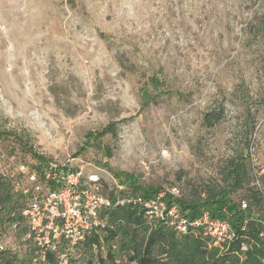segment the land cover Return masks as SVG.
I'll return each mask as SVG.
<instances>
[{
    "label": "rangeland",
    "instance_id": "rangeland-1",
    "mask_svg": "<svg viewBox=\"0 0 264 264\" xmlns=\"http://www.w3.org/2000/svg\"><path fill=\"white\" fill-rule=\"evenodd\" d=\"M1 153L49 187L71 168L106 196L186 198L223 185L243 155L264 194V0H0ZM11 184L0 241L22 264H51L25 236L30 195ZM129 237L81 243L68 264H135Z\"/></svg>",
    "mask_w": 264,
    "mask_h": 264
},
{
    "label": "trees",
    "instance_id": "trees-1",
    "mask_svg": "<svg viewBox=\"0 0 264 264\" xmlns=\"http://www.w3.org/2000/svg\"><path fill=\"white\" fill-rule=\"evenodd\" d=\"M220 119L221 115L212 112L207 113L204 118L209 127ZM105 131L116 136V125H108ZM33 155L40 165L46 162L35 151ZM224 174L225 183L207 188L204 196L197 193L194 197L186 198L166 193L164 199L176 204L190 218H197L208 212L215 219L229 221L235 236L227 243L215 245L199 231L179 236L176 231L161 223H154L155 227L151 228L146 223L140 206L133 203L103 210L100 218L102 221L105 219L107 224L97 226L82 243L89 248L101 247L105 240H112L120 233L125 236L129 234V241H124V246L133 253L130 259L135 264H264V194L252 185L248 164L243 155L231 158ZM12 188L11 179L0 175V204L5 206L12 202L15 194ZM140 188V194L145 198H152L160 191L154 186ZM238 191L244 192L245 202L232 197ZM114 196L115 193L112 192L110 197ZM15 206H12L13 211L17 210ZM26 228L27 233L28 227ZM99 230L107 233L104 239ZM139 230H144L141 239L137 236ZM110 255L113 256L112 251ZM157 255L165 256L166 259H160ZM45 259L51 264H58L55 252L48 251ZM0 264L22 262L12 252L0 251Z\"/></svg>",
    "mask_w": 264,
    "mask_h": 264
},
{
    "label": "built area",
    "instance_id": "built-area-1",
    "mask_svg": "<svg viewBox=\"0 0 264 264\" xmlns=\"http://www.w3.org/2000/svg\"><path fill=\"white\" fill-rule=\"evenodd\" d=\"M6 166L5 177L13 180L14 187L30 195L26 208L28 232L26 239L33 240L43 258L48 251L59 254L61 263L68 264L69 251L82 243L92 231L102 224L103 210L133 203L140 206L145 219L161 223L178 234L199 231L215 245L231 241L235 233L229 221L215 219L208 212L190 218L180 208L164 199V195L145 198L141 195L126 197L116 193L114 197L103 195L83 184L81 170L64 169L56 180V186H46L38 172L25 161L15 162L7 154H0ZM23 179L30 184L27 187ZM90 180L96 186L98 178ZM246 206V205H244ZM0 251L5 246L0 241Z\"/></svg>",
    "mask_w": 264,
    "mask_h": 264
}]
</instances>
